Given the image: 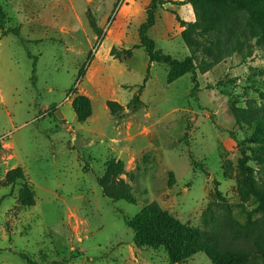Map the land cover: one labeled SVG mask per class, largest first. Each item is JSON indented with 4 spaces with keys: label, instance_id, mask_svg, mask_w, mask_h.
Returning a JSON list of instances; mask_svg holds the SVG:
<instances>
[{
    "label": "rangeland",
    "instance_id": "1",
    "mask_svg": "<svg viewBox=\"0 0 264 264\" xmlns=\"http://www.w3.org/2000/svg\"><path fill=\"white\" fill-rule=\"evenodd\" d=\"M164 1L177 5L158 7L148 36L162 53L183 60L190 52L181 22L195 15L186 0ZM150 3L0 0L4 29L19 30L0 31V264H171L162 247L136 248L125 225L150 204L205 232L220 249L264 264L242 235L261 214L236 186L243 152L260 188L264 167L251 156L252 129L237 124L230 109L264 112V46L248 40L208 72L168 84L167 67H148L138 47ZM202 60L208 62L198 54L196 65ZM147 69L142 104L126 108ZM78 95L91 102L85 123L71 108ZM107 100L123 110L110 114ZM111 159L124 163L121 178L135 204L102 195L97 180ZM17 167L33 190L31 207L18 202L22 181L4 182ZM183 264L213 263L200 253Z\"/></svg>",
    "mask_w": 264,
    "mask_h": 264
},
{
    "label": "trees",
    "instance_id": "2",
    "mask_svg": "<svg viewBox=\"0 0 264 264\" xmlns=\"http://www.w3.org/2000/svg\"><path fill=\"white\" fill-rule=\"evenodd\" d=\"M194 12L195 21L183 23L180 37L190 52L183 60H177L162 53L156 48L155 42L149 38L148 32L155 25V14L158 7L165 4L177 3L164 0H151L146 9V20L138 28L139 48H142L149 63L165 65L168 69L166 81L171 84L179 78L194 74L199 70L201 74L221 62L227 56L242 52V46L248 40H254L255 45L264 46V0H186ZM184 4V3H181ZM5 15L0 6V31L2 35L9 32L19 36V30H5ZM244 57L251 55V47ZM113 52V49L110 53ZM204 60L197 66V55ZM148 79L147 74L137 93L127 103L126 108L137 109L141 104L140 95ZM110 114L115 115L123 110L116 101H106ZM77 121L85 123L91 116V102L85 96H76L71 103ZM237 124H244L252 129L249 141L254 145L251 150L253 160L264 167V112L260 108L248 106L246 108L230 107ZM191 165L197 163L190 157ZM250 157L243 152L236 176L237 193L243 200L252 199L257 205L256 211L260 218L244 228L242 235L249 238L260 250L264 258V188L257 186L253 177V169L247 166ZM124 174V163L111 159L106 163L104 174L97 183L102 195L111 201H125L135 204L136 198L132 186L121 176ZM131 177V176H130ZM22 181L18 192V202L24 207L34 205V193L25 181L22 168L17 167L7 171L4 182L13 185ZM125 225L133 233V244L136 248H164L171 264H183L197 254H204L213 264H252L251 255L235 250L220 249L214 240L205 232L182 224L171 214L156 204L146 206L134 217L124 220ZM26 259L24 255H21ZM76 257H72V260ZM29 264H34L29 259ZM56 264V263H54Z\"/></svg>",
    "mask_w": 264,
    "mask_h": 264
},
{
    "label": "crops",
    "instance_id": "3",
    "mask_svg": "<svg viewBox=\"0 0 264 264\" xmlns=\"http://www.w3.org/2000/svg\"><path fill=\"white\" fill-rule=\"evenodd\" d=\"M87 35V34H86ZM89 42V41H88ZM90 51H91V47H90ZM149 62V61H148ZM151 64L149 63V65H148V67L150 66ZM90 70V69H89ZM89 70H88V72H89ZM86 73L85 75H88L89 76V79L91 78V77H93V74L90 72V73ZM85 95L88 97V98H90V100L92 101V96H91V94H89L88 92H86L85 93ZM108 101V100H107ZM118 103V102H117ZM105 105H106V103H105ZM121 105V104H120ZM122 106V105H121ZM107 108V107H106ZM108 110V109H107ZM109 111V110H108Z\"/></svg>",
    "mask_w": 264,
    "mask_h": 264
}]
</instances>
